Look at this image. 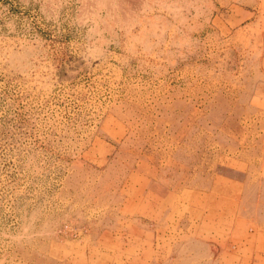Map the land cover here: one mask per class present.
I'll return each instance as SVG.
<instances>
[{
  "label": "rangeland",
  "instance_id": "obj_1",
  "mask_svg": "<svg viewBox=\"0 0 264 264\" xmlns=\"http://www.w3.org/2000/svg\"><path fill=\"white\" fill-rule=\"evenodd\" d=\"M0 264H264V0H0Z\"/></svg>",
  "mask_w": 264,
  "mask_h": 264
},
{
  "label": "bare ground",
  "instance_id": "obj_2",
  "mask_svg": "<svg viewBox=\"0 0 264 264\" xmlns=\"http://www.w3.org/2000/svg\"><path fill=\"white\" fill-rule=\"evenodd\" d=\"M247 120V119H246ZM236 198V197H235ZM260 244V243H259Z\"/></svg>",
  "mask_w": 264,
  "mask_h": 264
}]
</instances>
